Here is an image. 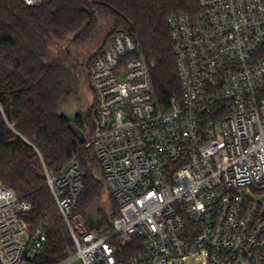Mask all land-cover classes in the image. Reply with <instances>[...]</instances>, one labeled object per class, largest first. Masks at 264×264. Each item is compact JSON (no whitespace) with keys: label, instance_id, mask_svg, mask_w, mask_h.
Listing matches in <instances>:
<instances>
[{"label":"built area","instance_id":"built-area-1","mask_svg":"<svg viewBox=\"0 0 264 264\" xmlns=\"http://www.w3.org/2000/svg\"><path fill=\"white\" fill-rule=\"evenodd\" d=\"M38 7L53 0H21ZM168 20L181 96L164 109L138 40L118 32L92 56L87 143L118 208L108 230L80 210L78 156L47 184L74 244L58 264H264V0H198ZM31 206L0 184V264H36Z\"/></svg>","mask_w":264,"mask_h":264},{"label":"trees","instance_id":"trees-1","mask_svg":"<svg viewBox=\"0 0 264 264\" xmlns=\"http://www.w3.org/2000/svg\"><path fill=\"white\" fill-rule=\"evenodd\" d=\"M198 13V0H53L38 7L0 0V184L31 206L23 215L29 232L46 236L36 264H58L74 254L46 171L56 176L78 156L85 171L79 210L101 219L104 230L118 217L101 165L86 148L94 135L92 108L79 110L75 120L59 112L90 71L92 57L82 64L72 48L93 45L104 26L110 29L104 41L118 32L134 36L150 67L156 97L167 110L171 99L181 96L168 20ZM73 123L85 142L72 130ZM105 198L112 204L109 212L102 208ZM121 250L124 264H130L137 250Z\"/></svg>","mask_w":264,"mask_h":264},{"label":"rangeland","instance_id":"rangeland-1","mask_svg":"<svg viewBox=\"0 0 264 264\" xmlns=\"http://www.w3.org/2000/svg\"><path fill=\"white\" fill-rule=\"evenodd\" d=\"M110 29L106 26H104L99 34L98 39L96 42L87 47L80 48L79 50L76 48H72V52L75 55L77 52L79 56V60L82 64H86L89 61V58L92 57L99 49L100 45L104 42L106 37L109 35ZM66 47V44L64 45ZM57 55V50H54L52 52V57ZM71 99H75L77 102V106L80 110V112H87L89 109L92 108L93 104L95 103V95L93 94L90 85L88 83V80H85L82 85H78V87L74 90L73 94L71 95L70 99L66 102V104L71 101ZM110 207H112L111 202L107 201V198L104 199L102 203V208L109 212ZM199 264V262H197ZM70 264H81L80 261L74 260ZM176 264H181L180 262H177ZM202 264H207L205 260H203Z\"/></svg>","mask_w":264,"mask_h":264},{"label":"water","instance_id":"water-1","mask_svg":"<svg viewBox=\"0 0 264 264\" xmlns=\"http://www.w3.org/2000/svg\"><path fill=\"white\" fill-rule=\"evenodd\" d=\"M82 87H83V83H82ZM79 111V108L77 106V102L75 101V99H71V101H69L68 104H64L59 112L60 114H64L66 116H68L71 120H75V117L77 115ZM71 128L72 130H74L76 132V134L85 142L86 141V137L85 134L75 126V124H71ZM87 222L88 225L91 229H95V230H99L102 226V220L99 219L98 217L94 216V215H89L87 217Z\"/></svg>","mask_w":264,"mask_h":264},{"label":"flooded vegetation","instance_id":"flooded-vegetation-1","mask_svg":"<svg viewBox=\"0 0 264 264\" xmlns=\"http://www.w3.org/2000/svg\"><path fill=\"white\" fill-rule=\"evenodd\" d=\"M84 83V82H83Z\"/></svg>","mask_w":264,"mask_h":264}]
</instances>
